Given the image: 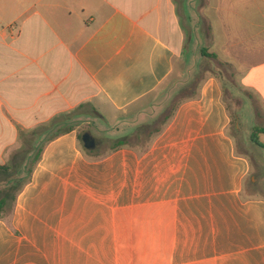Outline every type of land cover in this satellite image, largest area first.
Masks as SVG:
<instances>
[{"label": "crops", "instance_id": "0c3cea01", "mask_svg": "<svg viewBox=\"0 0 264 264\" xmlns=\"http://www.w3.org/2000/svg\"><path fill=\"white\" fill-rule=\"evenodd\" d=\"M198 1L188 35L177 0H0V165L63 129L0 219V264H264V197L225 100L251 113L247 138L264 128V0ZM189 48L233 79L196 76L146 146L85 149L72 115L132 130Z\"/></svg>", "mask_w": 264, "mask_h": 264}, {"label": "rangeland", "instance_id": "374dc122", "mask_svg": "<svg viewBox=\"0 0 264 264\" xmlns=\"http://www.w3.org/2000/svg\"><path fill=\"white\" fill-rule=\"evenodd\" d=\"M194 2H198V5L200 3L198 0H177L179 13L182 17L183 24L188 35L193 33V28L191 26V12L194 13L197 11V7L193 6ZM190 9H192V11ZM202 26L205 28L204 25ZM188 52L191 58L184 66L181 73L182 75H176L177 77L175 81L171 80L161 86L159 90H157V92H155V94L151 96L147 102H145V107L141 109L139 113L133 114V116L131 115V121L127 119L125 123L134 125L132 130L129 128L130 130H126L124 134L115 132V130L111 128L108 123L102 121L90 107H87L84 110L82 109L81 111L84 113L80 114L77 112L76 116L72 115L66 123L71 125L72 128H79L81 137L85 132H91V134L100 144L99 149L101 154L111 150L115 142L124 137H130V143H139L140 145L142 144L141 146H143L142 141H146L145 139H150V136L154 133V131L160 129L164 125L166 118L170 115L176 102L182 96L191 94L193 92V88L190 86V84L193 83L192 81L196 79V76H201L206 70H212L220 74L222 77H227V79L230 80L233 79L234 74L232 71L215 60V58L212 60L206 58L204 63L201 64L202 55L200 49L191 50V48H189ZM184 87L191 88L190 90H184ZM225 100L233 116V125L231 126L230 131L236 139L237 150L239 152L248 153L253 161V169L256 173V183L250 187L251 184L249 182L247 184L249 185V190L264 197V148H261L251 142L250 135H248L247 138V134L249 132L248 127L250 126L248 121L249 118H251V113L246 107L240 109V111L238 110V107L242 106V100L234 97L233 94L227 92L225 95ZM236 122L239 124V131L236 128ZM126 126L128 127V125ZM62 127L64 126L62 125ZM136 130L140 131V136L135 134ZM57 132H63V129L56 128L43 134L41 136L42 138L38 139V141L35 143H32L34 144V147L31 145L28 147H33L34 149V154L30 157V161L37 151L43 148V143L49 138H52ZM118 134L123 135L115 137ZM23 148L26 147L24 146ZM8 187L9 185L6 183L0 182V193Z\"/></svg>", "mask_w": 264, "mask_h": 264}, {"label": "trees", "instance_id": "16d2710c", "mask_svg": "<svg viewBox=\"0 0 264 264\" xmlns=\"http://www.w3.org/2000/svg\"><path fill=\"white\" fill-rule=\"evenodd\" d=\"M203 56L213 57L212 55H209L205 50L203 51ZM169 118L170 116H168L166 120H168ZM159 131L160 129L155 130L154 133H158ZM260 133H264V128H256L251 136V141L257 146L264 148V144L261 143L258 139V135ZM36 134L37 131H34L32 133V135ZM135 134H137V136H140V131H136ZM153 134L150 136V138L153 136ZM145 140L146 141L143 140V146H145L150 139ZM123 145H128V137L116 141L113 149ZM42 151L43 148L39 149L30 161V164L26 165L25 171L27 176L25 177L21 175L22 169L26 164V161L30 160V156L28 158V155L32 152L31 148L15 153L12 157L10 165H0V182H4L9 185L7 189L0 193V219L10 215L13 212V205L16 197L22 190V188L29 182L33 168L41 158Z\"/></svg>", "mask_w": 264, "mask_h": 264}, {"label": "water", "instance_id": "95a60500", "mask_svg": "<svg viewBox=\"0 0 264 264\" xmlns=\"http://www.w3.org/2000/svg\"><path fill=\"white\" fill-rule=\"evenodd\" d=\"M82 142L85 149L92 151L98 147L97 139L91 134V132H85L82 136Z\"/></svg>", "mask_w": 264, "mask_h": 264}]
</instances>
